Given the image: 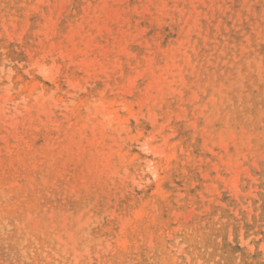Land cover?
Listing matches in <instances>:
<instances>
[{
    "label": "rangeland",
    "instance_id": "rangeland-1",
    "mask_svg": "<svg viewBox=\"0 0 264 264\" xmlns=\"http://www.w3.org/2000/svg\"><path fill=\"white\" fill-rule=\"evenodd\" d=\"M99 13L130 28L126 77L186 42L184 101L171 91L143 110L162 124L186 111L170 126L189 154L170 171L150 148L153 122L141 137L121 129L99 94L108 78L88 95L85 72L59 54ZM222 142L248 168L239 195L222 179ZM0 264H264V0H0Z\"/></svg>",
    "mask_w": 264,
    "mask_h": 264
},
{
    "label": "bare ground",
    "instance_id": "bare-ground-1",
    "mask_svg": "<svg viewBox=\"0 0 264 264\" xmlns=\"http://www.w3.org/2000/svg\"><path fill=\"white\" fill-rule=\"evenodd\" d=\"M93 16H95L94 24L90 27L87 28L86 26L78 25L71 28L66 35L69 42L68 45L64 46L63 41L60 43L61 45L59 44V47L62 48L59 53L60 56L85 72V78L81 80L82 83H80V87L86 91L88 95L90 92L87 89L90 80L93 79L96 82L97 80L107 77L109 80L108 88L100 91L99 94L101 95L102 102L112 107V109L107 111L108 114L113 117L114 121L117 122L119 126H121V129L124 128L129 133H133L136 129V135L140 137L143 135L144 129L146 128V125H144L145 121L153 122L155 130L150 133V137L153 138L150 148L154 149L155 152H159V154H164L165 162L162 164L165 171L176 168L182 160V158H180L181 150L183 152V157L188 156L189 151L186 150L183 139L175 140L179 128L170 126V124L173 122L174 117L180 119L182 114H186V111L183 109L177 113L170 114L168 122L162 124L158 122V116H156L154 112L150 115L147 113L146 115L143 113V110L146 107L151 109L149 104L153 99L159 97L161 100H164L166 94L171 91L179 96L181 103L184 101L185 95L183 88L178 91L175 85L178 82V77L182 75L183 69L177 63V55L182 53L183 49L186 48V42L179 41L176 45L167 49H162L165 52V65L158 66L156 53H153V55L144 58L145 62L140 60L135 73L126 77V66L124 61H122V57H126V61L130 65L133 56H135V53L129 48L130 42H128L127 39L130 28L121 24L124 18L119 17L118 13H99ZM109 19H114L117 26H110L108 23ZM58 25V18L51 20L48 26L50 33L47 34L50 39L57 32ZM142 36L143 33L136 35L134 42L145 44L148 49H151L152 45L148 40H143ZM161 47V44H159L158 49L161 50ZM143 65L144 69H142ZM58 69L59 72H61L63 70V65L59 64ZM160 70L162 72L161 74H159ZM53 77L54 86L61 88L59 78H57V76ZM70 78V81H73L72 79H74V77ZM146 78H149L148 83L146 86L143 84L145 88L141 91V94L138 95L139 87ZM121 80L124 81L121 82ZM182 84H185V82L183 81ZM75 85L76 84H73L72 86ZM115 88H119V91L116 92L114 98L110 100L107 99V91L109 89L114 91ZM131 96H134L135 99H130ZM79 101L83 104L87 101V97L79 98ZM157 101L155 106L162 108V106L160 107L158 105ZM117 105L119 106L116 107ZM120 106L125 107L127 111L123 113ZM221 149L224 151L225 155H229L230 157L229 162H225L224 164L231 173L228 179L223 177L222 179L226 181V186L231 187V190L236 195H239V193H241L239 190L241 172L244 171L248 173V168L244 167V164L239 162V159H234L231 156L232 154L229 152L228 143L222 142ZM224 153L221 155L216 153L215 156L222 160ZM131 157L133 161L138 155L131 154ZM165 178L166 177H160L159 185H161ZM142 215L143 214L140 216Z\"/></svg>",
    "mask_w": 264,
    "mask_h": 264
}]
</instances>
